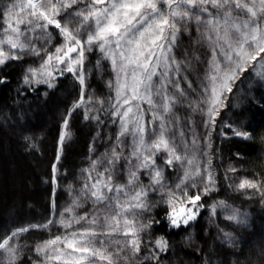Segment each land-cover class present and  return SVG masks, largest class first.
<instances>
[{
  "label": "trees",
  "instance_id": "16d2710c",
  "mask_svg": "<svg viewBox=\"0 0 264 264\" xmlns=\"http://www.w3.org/2000/svg\"><path fill=\"white\" fill-rule=\"evenodd\" d=\"M12 2L14 0H0V13ZM75 7L83 9L84 4ZM209 11L215 13L216 10L209 6ZM202 15L207 18V14ZM57 18L62 23L68 22L67 12ZM77 19L73 17L70 26L75 27ZM3 27L0 15V32ZM24 27L21 25L22 29ZM48 31L52 34L50 41H33L43 49L40 55L24 52L19 54L21 58L0 65V240L19 228H30L10 242L17 247L15 264H64V257L58 261L38 255L37 247L57 237L71 238L72 233L84 229H96L97 235L92 237L94 246L101 247L103 241L102 246L112 253L117 247H123V243L118 246L113 241L127 239L123 235L100 234L106 230L105 217L112 214L108 211V201L95 202L84 188L91 183L89 173L95 178L98 171H103L117 146L120 124L119 117L113 115L116 74L104 54L93 46L91 51L85 52L84 102L80 107L75 105L80 102L81 85L71 73H57L52 87L36 83L29 70L40 69L47 54L55 53L56 47L64 43L55 27L49 26ZM85 35L82 31L81 37ZM4 47L7 50V45ZM211 52V46L201 38L197 25L192 22L177 35V43L169 53L180 65L179 72L172 66L170 77L181 78L179 83L184 96L178 98L170 117L166 118V136L177 154L185 159L174 160L169 166L164 163L165 152L156 155V165L163 173L162 186L151 185L148 171L139 173V183L148 192L149 208L139 212L136 222L137 226L149 223L151 226L139 232V254L133 256L125 248L119 256L113 257L118 264H264V79L257 75V72L264 73V69L258 68L259 60L254 61L230 81L232 91H223L220 97L223 106L214 122H209L208 106L199 101L210 95L207 76L211 70ZM26 76L30 78L29 83H25ZM158 79L154 77L153 83L157 84ZM168 92H175L171 84ZM153 99L159 100V97L154 95ZM141 108L148 125L146 140L150 141L159 134V121L151 122L152 110L147 103L142 102ZM229 123L247 131L250 138L232 134L224 127ZM62 131L69 135L60 152ZM132 146V136L121 137L117 148L121 159L111 169L114 184L127 183L131 166L125 162V157L130 155ZM58 153L59 163L56 162ZM187 159L193 160V165L189 166ZM94 161L97 162L95 170ZM196 167L201 175L180 184L185 171ZM209 172L214 184L205 195L203 190ZM244 180L257 183L260 191L240 189L238 185ZM193 183L195 187L191 186ZM184 190L190 196L199 193L198 205L203 207L187 226L181 224L176 228L168 220L172 209L167 201L170 191L180 197ZM108 195L115 205L119 194ZM174 206L178 210L181 204ZM186 206L191 207V204ZM68 208L72 209L70 213L65 211ZM233 213L238 220L226 218ZM82 217L87 219H80ZM62 218L71 226L64 227ZM93 218L96 224L90 223ZM161 238L167 241L168 248L160 252L156 260L153 259V252L157 251L155 242ZM51 248L63 249L65 257L71 252L63 243ZM60 254L51 249L48 253L52 257ZM0 264H8L6 253H0ZM97 264L107 262L97 260Z\"/></svg>",
  "mask_w": 264,
  "mask_h": 264
},
{
  "label": "snow or ice",
  "instance_id": "6c2138e0",
  "mask_svg": "<svg viewBox=\"0 0 264 264\" xmlns=\"http://www.w3.org/2000/svg\"><path fill=\"white\" fill-rule=\"evenodd\" d=\"M81 3L84 4V8L77 9L75 6ZM209 6L216 10L215 13L209 11ZM69 9L72 11H68ZM64 12H67L68 22L62 23L57 17ZM202 14H207V18ZM0 15L4 23L0 32V65H4L10 59L21 58L19 54L24 52L40 55L43 49L38 48L33 41L47 43L52 38V34L48 31L49 26L58 30L64 43L56 47L55 53L47 54L40 69L29 71L36 83H48L49 87L53 85L44 78L54 79V71L61 75L68 72L75 76L81 85L80 102L75 107H80L84 102L83 62L86 51H91L93 46L98 48L104 57L111 61L113 71L117 73L116 103L113 105L115 108L113 115L119 117L120 124L116 137L117 146L113 148L107 160V167L103 171H98L95 178L89 173L91 183L85 184L84 188L86 194L95 202L108 201V211L112 214L105 217L106 230L101 231L100 234L123 235L127 239L123 242L113 241L118 246L123 243V247H117L115 253H112L102 246L103 241L100 242L101 247L94 246L92 237L97 235L96 229H84L72 233L71 238L57 237L45 242L44 245L37 247V254H44L48 259L54 258L58 261L64 257V264H84L85 261L88 264H97V260L106 261L107 264H118L113 257L119 256L125 248L133 256L138 255L141 245L139 232L151 226L150 223L137 226L136 222L139 212L147 211L149 208L146 199L148 192L139 183V173L148 171L151 185L162 186L163 173L156 165V155L161 151L165 152L164 163L169 166L174 160L179 162L185 159L177 154L175 146L166 136L168 131L166 118L170 117L178 98L184 96V90L179 83L181 78L170 77L173 65L176 72L180 69L179 63L169 55L177 43V35L182 29L187 30L189 23L195 22L201 38L212 48L211 70L207 76L211 84L210 95H207L209 89L206 85L207 98L199 103L208 106L209 122H214L219 108L223 106L220 98L223 91H232L229 82L234 81L239 73L245 71L247 65L254 61L259 60L261 67H264V55H262L264 54V0H14ZM73 17L78 18L75 27L70 26ZM21 25L25 27L22 29ZM82 31L86 33L83 38ZM53 60L64 67L50 71L49 66ZM38 75L41 79H37ZM257 75L264 79V73L257 72ZM154 77L159 78L158 86L153 83ZM122 79L123 83H121ZM24 80L25 83H29L30 78L26 76ZM169 84L175 89L174 93L168 92ZM188 86L191 87V83ZM154 95L159 97V100H154ZM134 100L147 103L152 110L151 122L159 121V134L150 141L146 140L148 125L144 122V110L139 103L135 105L137 113L130 117V113H133L131 103ZM125 105L128 107L125 108ZM200 110L204 111V109ZM85 118H88L87 115ZM64 127L67 128V120ZM224 127L237 137L250 138L247 131L238 130L231 123ZM68 135L67 131L61 132L60 152ZM126 135L133 137L132 151L128 157H125V162L131 167L127 183L114 184L111 169L121 159V153L117 148L121 143V137ZM59 159L60 153L56 157L57 163ZM186 162L189 166L193 165L191 159H187ZM96 164L97 162L94 161L93 170L96 169ZM56 171L54 164L53 173L55 174ZM199 175H201L199 167L186 170L180 184L194 180ZM180 184L177 187H180ZM213 184L214 180L209 172L203 190L205 195L212 190ZM191 186L195 187V183ZM238 187L256 188L260 191L257 183L250 180L242 181ZM109 193L119 194L115 205L112 204ZM200 200L199 193L190 196L184 190L181 196L177 197L170 191L167 201L172 209L168 213L170 224L176 228L181 224L187 226L189 221L194 220L198 215V209L203 207L198 205ZM176 203L181 204L178 211L174 206ZM187 204H191V207H187ZM53 207H55L54 203ZM215 208L216 206L213 205V214ZM65 211L70 213L72 209L68 208ZM226 218L238 220L234 213ZM90 223L96 224L97 220L93 218ZM61 224L64 227L71 226V223L63 218ZM29 230V227L19 228L0 240V253L7 254L8 264H15L18 255L17 247L10 242L14 237ZM58 243H63L65 248L71 249L66 257L63 249L51 248ZM167 248V241L163 238L156 240L157 251L153 252V259L158 260L159 253L166 252ZM50 249L61 254L52 257L48 255Z\"/></svg>",
  "mask_w": 264,
  "mask_h": 264
},
{
  "label": "rangeland",
  "instance_id": "374dc122",
  "mask_svg": "<svg viewBox=\"0 0 264 264\" xmlns=\"http://www.w3.org/2000/svg\"><path fill=\"white\" fill-rule=\"evenodd\" d=\"M108 61H109V63H111V61L109 60V59H107ZM64 67V65H60V64H57L56 63V61L55 60H53L52 61V63H51V65L49 66V70L50 71H52L54 68H63ZM258 68H260L261 70H263L264 69V67H261V65H259L258 66ZM57 73H59V72H56V71H54V76H55V78H56V74ZM115 74H116V83H117V73L116 72H114ZM55 78L53 79L52 77H45L44 79H47L51 84L54 82V80H55ZM37 79H41L40 77H39V75L37 76ZM124 81H123V79L121 80V83H123ZM131 81L129 80V83H130ZM43 83V85H48V83H44V82H42ZM117 85V84H116ZM126 94H128V95H130V93H127L126 92ZM114 96H116V89H115V91H114ZM140 104V107H141V104H142V102L141 101H138V100H134V101H132V103H131V106L133 107V113H130V117H132V116H134L136 113H137V109H136V107H135V105L136 104ZM126 107H128V105H125V108ZM124 109L122 108V111H123ZM130 127H131V125H130ZM179 210V209H178ZM177 210V211H178Z\"/></svg>",
  "mask_w": 264,
  "mask_h": 264
}]
</instances>
